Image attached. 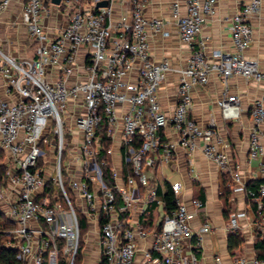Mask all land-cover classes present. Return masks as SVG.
Returning a JSON list of instances; mask_svg holds the SVG:
<instances>
[{
	"label": "built area",
	"instance_id": "2783aa9c",
	"mask_svg": "<svg viewBox=\"0 0 264 264\" xmlns=\"http://www.w3.org/2000/svg\"><path fill=\"white\" fill-rule=\"evenodd\" d=\"M12 1L0 0V14ZM148 1L25 0L22 22L35 42L34 57L20 61L0 50V75L10 97L3 99L0 87V166L5 168L0 189L12 196L5 217L14 226L6 234L21 264H85L86 247L93 240L98 264H136L139 242L149 239L144 263L201 264L197 251L209 226L195 234L190 208L200 210L204 202L192 199L186 204L182 185L175 183L176 211L155 226L143 217L152 205L164 207L156 170L170 165L178 149L190 156L201 151L222 171L230 167L228 144L217 126L212 122L203 127L190 118L193 92L219 76L224 93L217 105L223 119L240 118V98L229 93V81L242 77L264 84V63L245 56L254 41L251 19L261 13L263 0H249L226 18L234 52H208L209 37L197 43L217 13L218 0L175 2L168 21L147 17ZM101 3L108 5L99 7ZM118 6L124 13L116 19ZM58 15L61 19L53 24ZM173 25L191 48L179 70L169 60L156 61L151 52L150 33L168 38ZM171 73H178L180 80L177 105L169 115L160 90ZM249 112L253 161L264 153V92ZM169 127L175 139L167 137ZM68 131L70 156L64 168ZM52 145L55 175L49 178L46 147ZM116 153L122 154L121 169L114 162ZM233 177L241 183L239 171ZM45 189L62 199H39ZM249 194L262 218L264 243V183ZM79 213L85 216V233ZM232 226L238 227L236 217ZM234 264H264V258L239 257Z\"/></svg>",
	"mask_w": 264,
	"mask_h": 264
},
{
	"label": "crops",
	"instance_id": "0c3cea01",
	"mask_svg": "<svg viewBox=\"0 0 264 264\" xmlns=\"http://www.w3.org/2000/svg\"><path fill=\"white\" fill-rule=\"evenodd\" d=\"M249 0H218L217 13L208 20L202 35L197 43L207 37L208 52L220 50L234 52L230 24L225 20L236 15ZM145 9L147 17H159L170 20L171 7L175 2L184 0H149ZM25 0H13L7 11L0 14V50L7 56L16 60L30 59L35 54V44H30L27 27L22 22V12ZM185 12V10L183 9ZM124 13V8L118 6L116 19ZM61 16H57L54 23H58ZM254 29V41L252 46L245 52L246 58L264 63V0L262 11L251 19ZM171 36L166 38L162 34L150 33L151 52L156 61L169 60L175 69H183L191 55V48L181 41L177 28L169 27ZM199 48V45H196ZM83 61V57L81 58ZM1 61V58H0ZM55 74L53 79H57ZM180 76L171 73L160 90V99L165 111L172 115L177 105V90ZM74 79H72V82ZM0 87L3 99H10L5 92V83L0 75ZM264 92V84L260 82H247L242 77H235L229 81V93L238 95L241 105L239 119L225 121L217 101L224 93V83L219 76H214L209 85L198 87L193 92L194 105L190 118L203 127L214 123L220 134L228 144L230 167L222 171L214 162L208 160L201 151L188 155L184 150L178 149L175 160L170 165H161L156 170L155 179L160 193H166L171 185H182L181 198L186 204L192 199L204 202L205 206L196 210L190 208V224L195 234L200 233L202 228L209 226V231L204 236L202 248L198 249L197 255L201 264H234L239 257L249 261L264 256V248L260 235L263 224L258 211L256 201L250 196V191H258L264 183V153L257 160H250V136L253 130V122L250 117L252 103L260 98ZM14 100V98H11ZM71 139L69 131L67 132ZM168 138L175 139L171 127L166 130ZM262 144L264 147V126L262 128ZM4 155L1 154V160ZM47 177L55 175V148L46 147ZM114 162L118 168L123 166L122 154L116 153ZM239 171L241 183L235 182L233 173ZM5 168L0 166V176L3 177ZM231 190L228 202L224 198L226 189ZM57 194H50L47 189L39 196L40 198ZM12 196L6 195L0 189V213L5 217L9 208V200ZM228 215V218L226 217ZM167 215L164 207L158 208V216L153 226L162 222ZM236 217L237 228H233L232 219ZM66 219V217L64 218ZM138 219V217L136 218ZM144 220V217H143ZM11 222V221H10ZM12 223V222H11ZM14 226V225H13ZM87 227V225H86ZM239 235L242 245L231 251L229 237ZM152 240L140 241L136 258V264L144 263L143 255L151 247ZM85 264H98L99 249L96 244L88 243Z\"/></svg>",
	"mask_w": 264,
	"mask_h": 264
},
{
	"label": "trees",
	"instance_id": "16d2710c",
	"mask_svg": "<svg viewBox=\"0 0 264 264\" xmlns=\"http://www.w3.org/2000/svg\"><path fill=\"white\" fill-rule=\"evenodd\" d=\"M109 173V170L107 171V174ZM231 194V190L229 188L226 189L224 193V198L228 202V197ZM160 199L164 202V210L167 215H172L176 209V200L175 195L172 191V189H168L166 193H160L159 192ZM158 206L152 205L148 207L146 211V215L144 217L145 223L148 226H153L155 219L158 216ZM226 217L228 218V215L226 214ZM13 228V223L10 221H7L3 215L0 213V264H21L16 258V251L12 250L10 248L11 239L6 234V231H9ZM86 229V223L84 222L82 224V229ZM242 245V239L239 235H231L229 237V248L231 251L238 249ZM258 248H264L263 245L259 246ZM264 256L260 257L259 259H263Z\"/></svg>",
	"mask_w": 264,
	"mask_h": 264
},
{
	"label": "rangeland",
	"instance_id": "374dc122",
	"mask_svg": "<svg viewBox=\"0 0 264 264\" xmlns=\"http://www.w3.org/2000/svg\"><path fill=\"white\" fill-rule=\"evenodd\" d=\"M30 44L34 45L35 42H34L33 40H31V41H30ZM69 139H70V137L67 136V137H66V153H65V161L63 162V166H64V168L66 167L67 163L69 162V161H68V160H69V156H70V152H69L70 147H69V145H68ZM65 180L67 181V177H65ZM55 193H56V194L62 199V196H61L60 193H58V192H55ZM61 203H63V209H64V211H66V210L68 209L67 204H66L64 201H61ZM78 215H79L80 223H81V225H82V224L85 222V216H84L83 214H81V213H79ZM86 231H87V227H86V229H84V228L82 229V232H83V233H85Z\"/></svg>",
	"mask_w": 264,
	"mask_h": 264
},
{
	"label": "water",
	"instance_id": "95a60500",
	"mask_svg": "<svg viewBox=\"0 0 264 264\" xmlns=\"http://www.w3.org/2000/svg\"><path fill=\"white\" fill-rule=\"evenodd\" d=\"M60 1H61V0H53V2L56 3V4H59ZM107 5H108L107 3H101V4L99 5V7H107ZM137 196H138V195L136 194V197H137Z\"/></svg>",
	"mask_w": 264,
	"mask_h": 264
}]
</instances>
